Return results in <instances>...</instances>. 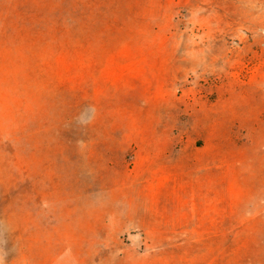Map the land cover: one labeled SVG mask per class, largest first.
Instances as JSON below:
<instances>
[{"label": "rangeland", "instance_id": "obj_1", "mask_svg": "<svg viewBox=\"0 0 264 264\" xmlns=\"http://www.w3.org/2000/svg\"><path fill=\"white\" fill-rule=\"evenodd\" d=\"M60 243L264 264V0H0V264Z\"/></svg>", "mask_w": 264, "mask_h": 264}, {"label": "crops", "instance_id": "obj_2", "mask_svg": "<svg viewBox=\"0 0 264 264\" xmlns=\"http://www.w3.org/2000/svg\"><path fill=\"white\" fill-rule=\"evenodd\" d=\"M51 247L17 254L16 259L12 256L11 264H119L124 261V255L116 253L121 250L120 246L115 244L60 243ZM7 263L10 264V258Z\"/></svg>", "mask_w": 264, "mask_h": 264}]
</instances>
